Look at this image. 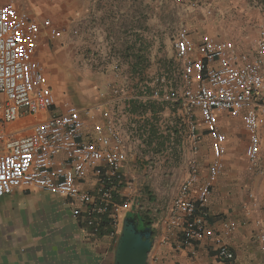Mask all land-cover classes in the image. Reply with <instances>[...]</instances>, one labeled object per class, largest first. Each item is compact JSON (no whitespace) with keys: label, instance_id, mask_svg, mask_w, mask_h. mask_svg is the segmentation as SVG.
I'll use <instances>...</instances> for the list:
<instances>
[{"label":"built area","instance_id":"1","mask_svg":"<svg viewBox=\"0 0 264 264\" xmlns=\"http://www.w3.org/2000/svg\"><path fill=\"white\" fill-rule=\"evenodd\" d=\"M70 34L76 36L79 30L52 19L37 21L29 10L0 2V197L21 188L65 197L75 205L74 216L82 218L94 233L108 221L109 235L118 238L123 220L135 204L128 139L138 136L137 125L134 122L129 135L124 134L120 118L131 115L136 76L129 80L134 84L127 94L124 64L114 62L107 90L112 109L105 103L80 107L67 102L29 132L12 128L23 116L39 115L57 106L46 69L35 54L48 42ZM252 43V48L243 50L234 39L202 34L196 40L188 28H180L174 40L177 73L173 78L167 73L154 77L160 86L151 94L154 100L178 104L196 155L162 222L161 242H167V234L177 233L179 245L192 247L196 254L195 246L207 240L215 255L225 261L235 258L224 237L236 230L237 223L223 220L218 230L211 227L207 205L213 194L221 192L219 181L226 168L228 136L220 114L227 113L233 124L242 120L248 136L244 156L250 170L258 167L264 24ZM87 121L92 123L90 132ZM206 135L210 165L207 177L200 180L198 154ZM259 241L264 249V234H259Z\"/></svg>","mask_w":264,"mask_h":264},{"label":"crops","instance_id":"2","mask_svg":"<svg viewBox=\"0 0 264 264\" xmlns=\"http://www.w3.org/2000/svg\"><path fill=\"white\" fill-rule=\"evenodd\" d=\"M5 1L29 10L37 21L52 19L70 28L79 26L88 38V44L90 37H97L103 47H110L108 43L115 35L114 30L121 28L122 19L125 22L122 26L125 32L130 28L131 20L137 19L136 0L125 1L123 7L122 1L118 0H0ZM196 2L201 11L196 16L198 32L190 31L196 40L202 34H210L219 39H234L239 42L241 49H250L249 45L264 24V0ZM121 12L124 14L121 15ZM74 36L68 35L67 40L70 41ZM58 40L40 47L35 54V59L46 69L49 84L58 100L57 106L39 115L23 116L12 128L29 132L35 124L58 112L67 102L80 107L105 103L107 108L112 109L107 92L111 76L109 81H99L95 86L89 84V81L84 82L87 91L83 96L79 95L80 104L69 99L64 102L61 100L59 95L67 91V86H70L69 93L73 92L75 77L73 72L71 75L67 73L63 83L53 71L60 62L57 58L60 48ZM147 62L149 61L144 64L146 72ZM130 71L134 75L133 69ZM137 79L138 77L136 81ZM65 95L67 96L66 92ZM71 96L72 100L74 95ZM259 113L263 119L259 127L261 152L256 173L249 172L250 174L245 171V166L249 163L244 156L248 136L242 120L238 119L233 124L227 113L219 115L223 131L228 136L227 160L219 181L221 192L213 194L208 201V222L217 230L223 220L237 223L236 230L224 237V242L235 254L234 260L219 259L212 249V243L207 240L195 246L196 254L192 253V247L179 245L180 236L177 233L167 234V242L162 243L164 230L163 223H160L154 225L157 229L149 253V264H264V255L252 246L256 242L250 232L251 228L255 229L254 223L242 209L239 197L241 186L251 177L257 179V187L260 179L264 184V102L259 105ZM98 116L100 117L99 113ZM87 125L90 132L92 123L87 121ZM208 144L209 138L206 135L198 154L200 180L207 177L210 165ZM231 178L235 182H231ZM197 186L198 184L195 185ZM74 208L75 205L69 199L40 189L21 188L0 197V264H115L119 237L94 233L82 218L74 216ZM262 220L264 222V216ZM257 241L260 242L258 238Z\"/></svg>","mask_w":264,"mask_h":264},{"label":"rangeland","instance_id":"3","mask_svg":"<svg viewBox=\"0 0 264 264\" xmlns=\"http://www.w3.org/2000/svg\"><path fill=\"white\" fill-rule=\"evenodd\" d=\"M118 1H122L123 7L127 0ZM145 1L136 0V21L131 20L130 28L125 32L122 29L125 23L122 19L121 28L114 30L115 35L108 43L110 47H103V43L97 37H90L88 44V38L84 36V31L79 26L77 27L79 34L71 38L72 41L71 39L67 40L68 36L58 40L60 48L57 58L60 59V62L55 65L53 71L63 83L65 74L71 75L73 72L75 77L74 90L71 93L74 97L71 100L70 86H67V91L65 90L59 95L63 102L69 99L80 104L79 95L81 96L87 91L84 82L89 81V84L92 83V86H95L99 81H109L111 66L117 61L122 62L125 67L124 76L128 82L125 87L127 94L130 93L134 84L132 80L129 82L132 77L130 71L132 62L138 56L149 61L148 70L145 72L149 80L156 77L160 66L168 67L172 72V78L176 75L174 40L182 27L198 32L196 16L201 11L196 6V0H182L181 2L177 0H147V3ZM123 14L121 12V15ZM252 46L251 42L249 47L252 48ZM131 105L132 108L135 104ZM159 118L160 121L157 125L161 127L162 131L178 130L176 135L168 138V143L166 141V146L160 153L156 150L158 144L148 147L137 135L134 134V138L129 135L134 124L131 115H124L120 118L124 134L129 135V164L135 173L133 180L135 204L133 210L127 215L132 213L147 214L154 229H157L154 225H160L168 214L181 184L190 173L192 160L196 156L191 147L188 130L181 112L166 105ZM207 154L210 158L208 149ZM249 165L250 163L245 166V171L256 173V170L249 169ZM230 181L235 182L234 178H231ZM262 182L260 179V185L257 187L255 177L246 180L245 185L241 186L239 197L242 200L240 202L242 209L252 219L255 226V229L251 228L250 230L254 235L253 241L256 240L252 246L254 250L264 255V249L257 241L259 234H264L262 220L264 216V184Z\"/></svg>","mask_w":264,"mask_h":264},{"label":"trees","instance_id":"4","mask_svg":"<svg viewBox=\"0 0 264 264\" xmlns=\"http://www.w3.org/2000/svg\"><path fill=\"white\" fill-rule=\"evenodd\" d=\"M145 63L146 60L138 56L135 63L132 65L134 76L138 77V82L135 89L137 95L136 99L131 102V104L134 103L135 105L131 108L130 112L137 125V133L140 140L145 142L148 147L158 144L156 150L160 153L166 146V141L168 143V138L172 135H176L178 130L169 131L167 129V131H162L161 127L157 125L160 121L159 117L162 115V110L166 105L176 108L177 111H179V106L178 104H171L151 98L152 91L158 88L160 84L154 81V77L149 80L147 75H145ZM161 73H167L168 77L172 75V72H170L169 68L166 66L163 68L160 66L157 75ZM143 162L144 160L142 163ZM127 218L133 220L137 225L140 223L143 229H148L152 233V236L155 235L156 231L152 227L153 224L147 214L132 213L127 215ZM109 231L108 221H106V226L102 228L98 234H109Z\"/></svg>","mask_w":264,"mask_h":264},{"label":"water","instance_id":"5","mask_svg":"<svg viewBox=\"0 0 264 264\" xmlns=\"http://www.w3.org/2000/svg\"><path fill=\"white\" fill-rule=\"evenodd\" d=\"M154 238L148 229L140 230L127 217L123 220L115 251V264H149Z\"/></svg>","mask_w":264,"mask_h":264},{"label":"flooded vegetation","instance_id":"6","mask_svg":"<svg viewBox=\"0 0 264 264\" xmlns=\"http://www.w3.org/2000/svg\"><path fill=\"white\" fill-rule=\"evenodd\" d=\"M138 228H139L140 230H143L142 225H141L140 223L138 224Z\"/></svg>","mask_w":264,"mask_h":264}]
</instances>
